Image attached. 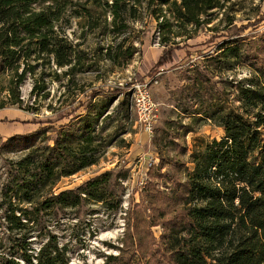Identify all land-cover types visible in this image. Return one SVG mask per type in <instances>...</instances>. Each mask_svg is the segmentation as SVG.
<instances>
[{"label": "rangeland", "instance_id": "rangeland-1", "mask_svg": "<svg viewBox=\"0 0 264 264\" xmlns=\"http://www.w3.org/2000/svg\"><path fill=\"white\" fill-rule=\"evenodd\" d=\"M67 1L54 29L64 39L59 44L72 45V64L60 66L55 56L47 54L32 58L28 66L22 62L20 73L28 67L27 73L13 83L0 67V264L10 258L19 264H38L43 250L56 256L57 264H147L152 255L141 253L138 243L148 248L147 240L153 238L157 249L168 218L160 216L162 203L152 209L150 199L170 193L176 175L184 181V170L178 172L171 163L187 162L197 138L225 136L218 120L208 117L220 108L242 111L238 90L246 86L257 65L264 66V0H229L195 37L179 38L181 47L187 43L186 47L154 76L166 48L154 16L141 7L139 18L129 19L128 26L115 33L107 4L112 0ZM234 39L243 45L240 56H220L224 43ZM132 47L136 52L130 56ZM137 79L149 82L156 109L152 133L145 131L135 108L132 85ZM94 90L98 94L93 101L107 105L95 125L110 145L96 164L62 177L53 193L76 190L109 172L102 184L105 199L84 197L67 207L54 200L38 210L19 202L7 190L26 152L10 149L8 138L69 123L88 111L87 96ZM185 147L188 153L181 155ZM161 157L166 163L162 169ZM150 182L153 188L142 202ZM25 209L31 212L25 214ZM154 221L159 224L151 225Z\"/></svg>", "mask_w": 264, "mask_h": 264}, {"label": "trees", "instance_id": "trees-1", "mask_svg": "<svg viewBox=\"0 0 264 264\" xmlns=\"http://www.w3.org/2000/svg\"><path fill=\"white\" fill-rule=\"evenodd\" d=\"M67 2L0 0V67L10 75V83L16 78L23 79L28 67L20 73L21 64L28 66L32 58H44L47 54L55 56L60 66L72 64V45L59 44L64 39L59 38L54 29ZM228 2L112 0L107 4L111 8L115 33L126 28L129 19H138L141 7L158 21L161 44L166 48L155 64L153 75L177 58L175 52L187 45L181 47V41L195 37ZM179 38L182 40L178 41ZM225 43L220 48V56L238 58L243 47L240 39ZM135 49L132 47L127 54L133 56ZM141 81L144 79L135 82ZM246 83L238 90L242 111L220 108L208 117L218 120L225 128V136L212 140L197 138L187 162L178 159L171 163L178 172L184 170V181L176 175L170 193L163 192L150 199L152 209L162 203L160 216L168 218L163 223L164 233L157 249L152 246L153 238L147 240V243L151 241L148 248L141 241L138 243L141 253L152 255L153 259L147 264H264V66L257 65ZM9 90L15 97L14 88ZM118 92L123 90L118 89ZM97 94L94 90L87 96L90 108L85 114H77L58 129L44 127L8 138L6 144L10 149L26 152L8 185L7 192L12 193L11 196L31 204L34 210L54 200L67 207L77 205L84 197L105 199L102 184L109 172L89 179L76 190L53 193L62 177L96 164L110 145L95 125L107 109L106 103L93 101ZM51 131L56 135L49 134ZM186 153L187 147L180 154ZM187 163L193 167H188ZM165 165L161 157L160 168ZM150 188H153L151 182L142 192V202ZM30 212L29 209L24 211L25 214ZM156 224L159 223H151ZM157 254L163 261L158 260ZM56 262V256L49 257L43 250L38 264ZM2 264L19 262L10 258Z\"/></svg>", "mask_w": 264, "mask_h": 264}, {"label": "built area", "instance_id": "built-area-1", "mask_svg": "<svg viewBox=\"0 0 264 264\" xmlns=\"http://www.w3.org/2000/svg\"><path fill=\"white\" fill-rule=\"evenodd\" d=\"M134 104L139 122L146 132L152 133L156 119L155 104L153 102L148 81L133 83Z\"/></svg>", "mask_w": 264, "mask_h": 264}, {"label": "crops", "instance_id": "crops-1", "mask_svg": "<svg viewBox=\"0 0 264 264\" xmlns=\"http://www.w3.org/2000/svg\"><path fill=\"white\" fill-rule=\"evenodd\" d=\"M161 55H159V57H160Z\"/></svg>", "mask_w": 264, "mask_h": 264}]
</instances>
